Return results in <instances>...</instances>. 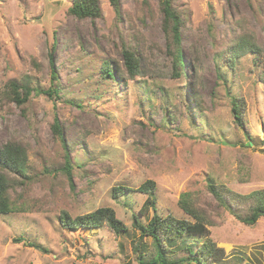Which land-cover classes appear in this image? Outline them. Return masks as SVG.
<instances>
[{
  "label": "rangeland",
  "instance_id": "374dc122",
  "mask_svg": "<svg viewBox=\"0 0 264 264\" xmlns=\"http://www.w3.org/2000/svg\"><path fill=\"white\" fill-rule=\"evenodd\" d=\"M161 1L116 0L117 14L110 0H99L101 18L90 20L68 12L72 0H0V92L9 81L57 91L33 92L20 107L0 103V147L15 142L26 150L25 177L6 173L17 184L8 190L12 212L0 215V264L154 259L148 237L134 251L132 216L143 225L154 213L193 222L179 205L184 194L203 214L207 234L171 242L167 263L193 264L209 239L224 256L206 264H264V216L245 225L209 192V184L241 197L264 191V0H172L186 79L174 73ZM124 46L142 59L140 75L128 77ZM106 60L122 75L114 67L113 79L103 80ZM234 99L242 103L240 126ZM146 181L156 185L153 208H144L147 196L137 191ZM118 186L128 191L114 199ZM230 200L248 213L249 201ZM99 208L112 209L127 231L59 224L62 212L74 218Z\"/></svg>",
  "mask_w": 264,
  "mask_h": 264
},
{
  "label": "trees",
  "instance_id": "16d2710c",
  "mask_svg": "<svg viewBox=\"0 0 264 264\" xmlns=\"http://www.w3.org/2000/svg\"><path fill=\"white\" fill-rule=\"evenodd\" d=\"M111 6L117 13L116 0H110ZM68 12L78 19L95 20L101 18V9L99 0H72L71 7ZM162 14V29L167 38L174 44L173 48V66L176 77H184L183 65L179 55V42H180V29L182 22L179 15L172 8V0H162L161 10ZM118 14V13H117ZM240 43L244 48L247 46L246 41ZM170 46V45H169ZM125 67L128 71V77L132 78L134 75H140L142 70V59L138 57L135 49L129 46H124L122 51ZM114 67L122 75L119 68L115 63L110 60H106L104 67L100 74L103 80L113 79ZM51 77L56 80L54 70L51 71ZM186 79V78H185ZM44 94L51 97L52 93L56 94V90H44L40 91L37 88H32L28 82L21 83L18 81H9L4 84L0 92V103L3 101L13 102L16 106L20 107L25 104L31 94ZM232 114L234 122L240 126L242 125V103L234 99L232 103ZM52 131L63 143L65 149L64 164L62 165V171L68 177L71 183V160L68 149L64 146L62 138V131L59 126L57 118L54 119L52 124ZM6 173L12 174L19 178L26 175V150L23 146L15 142H7L0 147V215L12 212V204L9 199L8 190L13 187L16 182L9 180L6 177ZM17 184V183H16ZM156 185L152 181H146L143 183L137 191L146 195V201L144 208L148 206L154 207ZM128 191V188L118 186L113 188L112 196L114 199L120 197L124 192ZM209 192L214 196L216 201L222 207H225L231 215H233L238 221L245 225H254L259 217L264 216V191L253 192L246 196H239L231 193L223 186H216L215 184H209ZM235 202L239 199L240 202L249 201L248 213L237 212L232 209L230 202ZM244 200V201H243ZM182 211L189 216L193 222H189L184 219H177L171 215L162 217L156 213L146 225H143L135 215L132 216L131 226L139 233V241L134 244V251L140 249L142 238L148 237L152 239V242L156 248V258L148 261L140 259V264H170L165 261V254L167 253L169 246L177 239L187 240L193 237H203L207 234V222L202 213H200L193 205V202L188 194H184L183 199L179 201ZM59 224L63 229L67 230H90L97 229L102 226H106L114 234L119 235L125 233L127 227L115 217V213L110 208H99L91 213L85 215H79L74 218H70L67 213L62 212L59 217ZM18 241V240H15ZM31 247L36 250L47 254L48 250L40 247L39 245H32ZM141 256V253H139ZM224 252L222 249L215 247V244L209 239H205L197 248L196 252L191 256L190 262L193 264H206L208 261H214L223 258Z\"/></svg>",
  "mask_w": 264,
  "mask_h": 264
}]
</instances>
